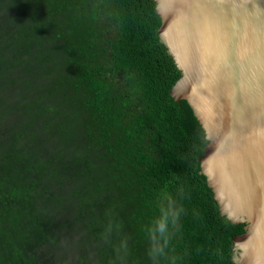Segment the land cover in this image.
<instances>
[{"label":"trees","instance_id":"1","mask_svg":"<svg viewBox=\"0 0 264 264\" xmlns=\"http://www.w3.org/2000/svg\"><path fill=\"white\" fill-rule=\"evenodd\" d=\"M155 0H0V264H239Z\"/></svg>","mask_w":264,"mask_h":264},{"label":"water","instance_id":"2","mask_svg":"<svg viewBox=\"0 0 264 264\" xmlns=\"http://www.w3.org/2000/svg\"><path fill=\"white\" fill-rule=\"evenodd\" d=\"M155 2L159 34L182 72L171 96L189 101L206 129L202 171L222 212L248 224L234 238L239 264H264V0ZM186 52L197 62L193 75Z\"/></svg>","mask_w":264,"mask_h":264},{"label":"bare ground","instance_id":"3","mask_svg":"<svg viewBox=\"0 0 264 264\" xmlns=\"http://www.w3.org/2000/svg\"><path fill=\"white\" fill-rule=\"evenodd\" d=\"M169 2H170V0H166V3H167V4H169ZM168 22H169V19H168ZM186 56H187V59H188V60H187L188 68H189V70H190V73L193 75L195 72L198 71V67H197L196 59H195L191 54H189V53H187V52H186ZM212 136H213V135H212ZM214 137H215V136H214ZM206 165H207V164H206ZM206 165H205V166H206ZM212 182H213V185L215 186V189H216V191H217V193H218L219 198L221 199V202H222V204H223L225 210L228 211L229 208H230V206H229L227 200L224 198L222 192H220V191L218 190V188H217V183H218V181L215 179L214 176H212ZM230 214H231V215H234V214H232V213H230ZM234 216H235V215H234ZM239 242H240L239 245H240V247H241V246H242V240L239 241Z\"/></svg>","mask_w":264,"mask_h":264},{"label":"rangeland","instance_id":"4","mask_svg":"<svg viewBox=\"0 0 264 264\" xmlns=\"http://www.w3.org/2000/svg\"><path fill=\"white\" fill-rule=\"evenodd\" d=\"M64 264H65V261H64Z\"/></svg>","mask_w":264,"mask_h":264}]
</instances>
